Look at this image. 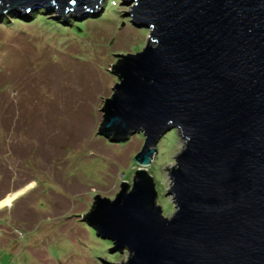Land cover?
<instances>
[{
	"label": "water",
	"instance_id": "obj_1",
	"mask_svg": "<svg viewBox=\"0 0 264 264\" xmlns=\"http://www.w3.org/2000/svg\"><path fill=\"white\" fill-rule=\"evenodd\" d=\"M99 1L0 0V14L56 5L68 22V10L81 17ZM124 1L151 36L142 52L114 55L119 84L99 133H142V168L167 133H181L168 192L176 212L163 215L139 169L131 191L123 183L113 201L96 196L86 222L111 252L129 253L121 264H264V0Z\"/></svg>",
	"mask_w": 264,
	"mask_h": 264
},
{
	"label": "rangeland",
	"instance_id": "obj_2",
	"mask_svg": "<svg viewBox=\"0 0 264 264\" xmlns=\"http://www.w3.org/2000/svg\"><path fill=\"white\" fill-rule=\"evenodd\" d=\"M99 4L81 17L68 10V22L56 5L27 16L0 14V202L19 193L0 208V264L127 262L129 253L111 252L114 245L84 216L96 196L113 201L123 183L131 191L139 169L153 179L163 215L176 212L168 192L185 145L181 133L160 140L147 168L134 160L145 144L142 133L114 141L99 133L119 84L112 66L123 58L114 55L142 52L151 36L126 14L134 3Z\"/></svg>",
	"mask_w": 264,
	"mask_h": 264
},
{
	"label": "bare ground",
	"instance_id": "obj_3",
	"mask_svg": "<svg viewBox=\"0 0 264 264\" xmlns=\"http://www.w3.org/2000/svg\"><path fill=\"white\" fill-rule=\"evenodd\" d=\"M18 194L19 193L10 194L4 200L2 199V201L0 202V208H3L5 206H7V205H10L12 203V201L14 200V198L18 196Z\"/></svg>",
	"mask_w": 264,
	"mask_h": 264
},
{
	"label": "trees",
	"instance_id": "obj_4",
	"mask_svg": "<svg viewBox=\"0 0 264 264\" xmlns=\"http://www.w3.org/2000/svg\"><path fill=\"white\" fill-rule=\"evenodd\" d=\"M111 2V1H110ZM109 3V2H108ZM44 11H46V10H41L40 11V13L38 14V18H35L36 20L37 19H40V18H42L44 15H43V13H44ZM32 19V18H31ZM14 23H19V21H14ZM74 27H77V24H75V26Z\"/></svg>",
	"mask_w": 264,
	"mask_h": 264
}]
</instances>
